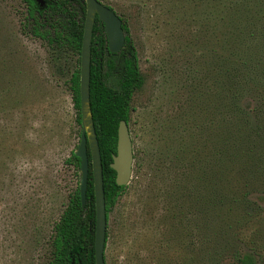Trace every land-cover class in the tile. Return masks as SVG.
<instances>
[{
  "label": "rangeland",
  "instance_id": "obj_1",
  "mask_svg": "<svg viewBox=\"0 0 264 264\" xmlns=\"http://www.w3.org/2000/svg\"><path fill=\"white\" fill-rule=\"evenodd\" d=\"M99 1L127 23L144 78L128 124L132 178L109 214L105 262L159 264L160 243L175 237L165 230L174 210L158 192L162 182L147 189L148 164L136 174V152L152 148L153 128H170L215 92L218 1L211 9L197 0ZM26 17L24 0H0V264H49L54 227L81 182L73 155L82 125L70 89L78 56L28 33ZM106 83L120 89L115 74ZM251 201L264 207V194ZM257 228L244 231L243 240H253Z\"/></svg>",
  "mask_w": 264,
  "mask_h": 264
},
{
  "label": "trees",
  "instance_id": "obj_2",
  "mask_svg": "<svg viewBox=\"0 0 264 264\" xmlns=\"http://www.w3.org/2000/svg\"><path fill=\"white\" fill-rule=\"evenodd\" d=\"M199 1L210 9L218 1L222 55L217 58L215 92L208 94L198 111L191 106L177 115L170 128H153L152 148L136 152V174L148 164L151 188L147 189L162 182L158 192L174 210L166 215L165 230L175 237L160 243L159 264H224L226 259H232L231 264H264V207L251 201L252 194H264V0ZM24 2L28 33L52 49L78 56L70 89L81 124L85 0H44V6L38 0ZM122 22L127 34V23ZM110 74L118 76L119 90L107 85ZM143 83L130 37L126 35L120 53H111L104 24L97 17L90 104L103 164L108 221L126 190L116 184L111 168L119 124L130 123L131 101ZM73 159L80 168L75 154ZM256 224L254 239L243 240V232ZM95 225L90 169L85 208L78 190L54 227L49 264H96Z\"/></svg>",
  "mask_w": 264,
  "mask_h": 264
},
{
  "label": "water",
  "instance_id": "obj_3",
  "mask_svg": "<svg viewBox=\"0 0 264 264\" xmlns=\"http://www.w3.org/2000/svg\"><path fill=\"white\" fill-rule=\"evenodd\" d=\"M45 5L44 0H38ZM86 19L80 62V112H81V137L75 156L80 160L81 182L79 186L82 207L87 201V189L90 169L93 174L95 192V261L96 264H106L105 249L107 244L108 215L104 189V176L101 152L90 104L91 84V55L92 42L96 18L104 24L108 40L109 51L113 54L120 53L126 43V32L120 16L110 7L99 0H85ZM134 152L129 125L121 121L118 128L117 153L113 155L111 168L116 172V184L119 187L130 183L133 173Z\"/></svg>",
  "mask_w": 264,
  "mask_h": 264
}]
</instances>
